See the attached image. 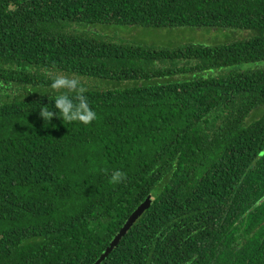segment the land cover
Instances as JSON below:
<instances>
[{
  "label": "trees",
  "instance_id": "1",
  "mask_svg": "<svg viewBox=\"0 0 264 264\" xmlns=\"http://www.w3.org/2000/svg\"><path fill=\"white\" fill-rule=\"evenodd\" d=\"M98 25L246 38L152 47ZM57 76L94 121L39 118ZM148 197L100 264H264V0H0V264H95Z\"/></svg>",
  "mask_w": 264,
  "mask_h": 264
},
{
  "label": "rangeland",
  "instance_id": "2",
  "mask_svg": "<svg viewBox=\"0 0 264 264\" xmlns=\"http://www.w3.org/2000/svg\"><path fill=\"white\" fill-rule=\"evenodd\" d=\"M109 27H112V29H108V26L98 25L96 27H89L87 31L92 35L105 36V39L108 41L116 42L124 39L123 41L129 42L134 39L135 42L141 45L170 48H185L193 45L211 47L230 44L246 38L244 31L222 28L147 29L134 26ZM116 29L119 31H116ZM104 31L106 32L103 34ZM235 68L242 70L253 69L255 65L245 64Z\"/></svg>",
  "mask_w": 264,
  "mask_h": 264
},
{
  "label": "clouds",
  "instance_id": "3",
  "mask_svg": "<svg viewBox=\"0 0 264 264\" xmlns=\"http://www.w3.org/2000/svg\"><path fill=\"white\" fill-rule=\"evenodd\" d=\"M50 87L59 94L52 98L51 105H40L38 115L44 122L49 123L55 117L68 123L79 122L88 125L97 118L96 112L89 107L78 80L57 76ZM63 89L67 91H61ZM53 107L55 111H52ZM124 178V173L115 171L110 177V182L120 183Z\"/></svg>",
  "mask_w": 264,
  "mask_h": 264
},
{
  "label": "water",
  "instance_id": "4",
  "mask_svg": "<svg viewBox=\"0 0 264 264\" xmlns=\"http://www.w3.org/2000/svg\"><path fill=\"white\" fill-rule=\"evenodd\" d=\"M152 200L150 197H148L131 215L130 219L124 224L122 229L118 232V234L115 236L114 240L109 244V246L105 249L104 253L99 257V259L96 261L95 264H100V262L111 253V251L119 244V242L122 240V238L125 236L127 231L130 229V227L133 225V223L138 220L143 213L148 210L151 206Z\"/></svg>",
  "mask_w": 264,
  "mask_h": 264
}]
</instances>
